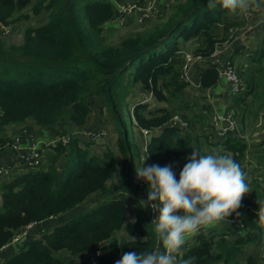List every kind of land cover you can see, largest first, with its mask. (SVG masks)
Returning a JSON list of instances; mask_svg holds the SVG:
<instances>
[{
	"label": "trees",
	"instance_id": "obj_1",
	"mask_svg": "<svg viewBox=\"0 0 264 264\" xmlns=\"http://www.w3.org/2000/svg\"><path fill=\"white\" fill-rule=\"evenodd\" d=\"M260 1L263 3L259 4ZM31 2L0 0V130L11 125L27 129L31 121L52 134L65 136L66 131H59L54 125L66 121L86 126L93 97L103 95L117 123L119 150L127 171L122 175L119 192L111 194L117 154L108 148L103 155H96L88 147H81L80 139L72 135L69 160L61 179L57 163L68 150L62 144L54 147L55 153L45 162L29 166L25 172L6 180L0 179V249L21 229L69 212L92 193L111 196L68 221L45 229L42 237L27 241L13 254H6L0 264H116L127 252H163L152 224L156 219L151 207L135 200L137 220L128 221L131 200L128 194L142 191L144 182L134 181L131 176L140 152L119 109L126 94L121 96L117 84L120 80L123 83L131 80L126 84L128 87L140 84L157 100L172 107L152 109L147 103H137L133 108L138 127L149 131L161 128L151 137L146 150L153 164L163 166L197 150L201 154L230 156L241 167L248 145L237 130H227L221 139L211 143V150L204 151L198 138L178 125H171L170 120L179 113L188 127L194 128L197 122L203 123L204 118L202 112L194 110L196 103H179L187 87V81L182 78L183 59L179 53L184 44L200 37L193 53L207 61L200 81L204 89H212L220 82L218 63L212 61V55L219 44L232 38L231 29L245 25V19L228 17L229 10L219 2L209 8L208 0H182L164 11L157 24L111 45L103 32L118 11L109 0H36L33 13L40 15L48 11L49 20L39 26H27L22 44L8 43L3 39L2 26L28 19L23 10ZM256 3L264 5V0H256ZM260 44V55L253 59L264 64V37ZM242 69L240 66L238 71L244 85L239 92L230 94L229 109L234 111L233 117L244 124L247 114L253 115L246 105L249 97L251 104L264 109V66ZM202 109L208 110L210 106L204 105ZM254 115L258 117L259 113ZM184 166L175 174L177 182ZM58 180V188H55ZM261 197V203L243 197L240 207L229 216L241 219L245 227L251 228L246 235L232 240L226 233H200L194 245L182 246L178 261L195 256V264H241L239 256L246 245L257 241L262 234L257 213L264 208V193ZM122 229L134 240L120 242L117 233ZM254 229L260 233L253 234ZM96 249L99 255L93 260L76 258ZM62 250L70 257L60 256ZM246 264H257V260L249 256Z\"/></svg>",
	"mask_w": 264,
	"mask_h": 264
},
{
	"label": "rangeland",
	"instance_id": "obj_2",
	"mask_svg": "<svg viewBox=\"0 0 264 264\" xmlns=\"http://www.w3.org/2000/svg\"><path fill=\"white\" fill-rule=\"evenodd\" d=\"M32 1L35 2V0H32ZM138 1L139 0H129L126 2H124V1L121 2V1L117 0V2L121 3V4H123V3L127 4V3L138 2ZM149 1L150 0H145L144 3L146 5H148ZM33 2L31 4H29L23 10V14L28 15L29 18L14 22V23H12L11 26L8 27L9 28L8 32H6L3 36L4 37L3 39L5 41H7L8 43H12L15 45L22 44L23 38H24V32H25V29L27 26H30V25L39 26V25L46 23L49 20V12L48 11H44L40 15H35L33 13V11H32ZM114 2H116V1L114 0ZM262 3L263 2L260 1L259 4H262ZM152 5L155 9V12L151 13V15L148 18H144L142 11L137 10L133 14L129 15L126 18V21L122 24L117 23L116 21L113 22L114 19H112L104 28L103 33L105 35L106 42L111 44V45H117L123 37H125L129 34H132V33L141 32V31L157 24L160 20V17L164 13V11H168L169 10L168 8L173 6V4H171V5L169 4L168 0H156L155 2L152 3ZM165 6H170V7H165ZM252 7H255L254 8L255 11H257L259 14L258 15L251 14L248 21L245 20V22H246L245 25L242 28L234 29V31L232 33L233 34L232 38L239 37V40L237 42L238 43V45H237L238 56H236L239 59V62L237 63L236 67H237V69H239V67L242 66L243 71H245L247 69L258 68L261 65L264 66V64L258 63L256 61H254V59H253V58H256L260 55V53H259V49H260V45H261L260 43L264 37V31H263L264 5H259V7H256L253 5ZM231 13H232V11H229L227 13L228 17L236 19V20H242L247 15V13H245L239 9L236 13H233V14H231ZM248 13H249V11H248ZM131 20H135L136 24H130ZM150 20H152V21H150ZM221 45H223V44H220L219 46H221ZM190 50H192V49H190ZM127 78H128V76H127ZM129 79H131L130 76H129ZM130 81L131 80H128L125 83H123V80H122V82L120 80L117 84L118 86H120V88L118 90H120L121 96L124 97V95L126 94L125 98L122 100V103H120L119 109L123 114L129 135L131 136L134 143L138 146V144L135 142V139H134L133 126H132L133 122L131 119V112H132L131 108L134 105V103H136V102L141 103L142 101H144L147 98V96L144 97L145 99L143 98L145 92H143L140 89L142 87L140 84L128 87L127 85L129 84ZM228 93H229V95L231 94L230 92H228ZM224 94H221V96L219 97V94L215 95L212 92L213 96L218 97V98L216 97V100H218V101L213 102L215 105L214 109L218 110L219 112L222 113V115H225V116L229 115V112H232V114L234 115V111H231L229 109V105L231 103V96H230V98H229V96L225 97ZM115 99L117 100V97H115ZM183 101H191V103H195V102L199 103V106L197 107L198 110H199L201 105H203L204 103H208L205 100V97L203 96V94H196L194 91H192V92H191V90L189 91V89H188V94L185 95V93H184V97L181 99V101L179 103H181ZM249 101L251 102V97L248 98V102L246 105H248L249 109L252 110L253 115L248 113L246 116V119L244 120V124L237 122L238 124L236 125V130H237L236 132H242L243 131L244 140L246 141V143L248 144V147H249L247 152H246V153H248L247 154V162H244V164H242L243 168L241 166V169H243V172L245 174H247V176L248 175L252 176L251 179L259 181L260 182L259 185L261 187H264V109L260 110L257 107L256 103L251 104ZM145 102H149V100H147ZM151 102L153 105L157 104L154 97H152ZM155 107L156 106H152V108H155ZM245 107L246 106H243V108H245ZM91 109L92 110H91V113L89 115L90 116L89 121L87 122V126L89 125V127H90L88 129H95V130L104 129V130L108 131L107 132L108 135L106 136L105 139H100L99 141L94 142L93 143L94 146L90 149V151L92 153L101 155L103 151H105L106 149L109 148V149L114 150V151H119V153L121 154V152L119 150V144H118L117 123H116L115 118L113 117V115L110 111L109 105H108L105 97L103 95L94 96ZM215 110H213L212 112L210 111L211 114H209L208 121L211 120V116L213 115V112L215 113ZM256 112L259 113L258 117H255L256 115H254V114H256ZM234 120L236 123V119H234ZM208 121H206L204 124V127L206 128V131L205 130L203 131L204 133H208L210 131ZM65 122L66 121L59 122L60 126L62 127L63 123H65ZM221 125L224 127L226 126L225 123H221ZM21 126L22 125H19V128ZM23 126H25V125H23ZM28 127L31 130L23 138H24L26 143H29V142L32 143L36 139V136H37L36 134H40L38 131V129H40V127L34 125V123L31 121L28 122ZM11 129H8V127H5V128L0 130V143L4 144V146L1 150V153L5 152L7 150V148L14 149L15 152H17V154H19V153L22 154L24 152H27L26 149H29L30 147H27V146L25 147L24 145H21L22 144V138H21V141L19 142V140H18V138H20L19 135L15 136L14 134H12L11 138H8L9 131ZM95 130H91V131H95ZM199 134H200V132H199ZM200 135H203V134H200ZM205 136H206L205 134H204V136H201L202 140H200V141H203L204 142L203 143L204 148L206 150H209V149H211V146H210V143L208 142V140L207 141L204 140ZM138 140H140V139L138 138ZM16 144H19L21 146L20 150H17L14 147V145H16ZM121 155H120V157H121ZM48 157H50V155ZM48 157H46V159L44 158V160H42L40 157L39 161L45 162L48 159ZM18 159L22 162V164L25 166V168L27 170L28 166H26V164L20 158V154H19ZM256 159L259 161H255ZM61 160H62V158H61ZM0 161L2 164L9 167V174L6 176H0L1 180H6L10 177V175H12L14 173V166L11 163H4L2 160H0ZM254 163H255V165L251 166ZM62 165H63V162L59 160L57 163V166H62ZM136 168L137 169L139 168V163H137V162H136L135 166L131 169L132 179L133 178L137 179V175L134 172ZM12 171H13V173H12ZM126 171H127V165H126L124 158H123V163L119 162L118 169L116 168V170H115V173L118 176V178H117L118 181L120 178L119 183H117L118 191L115 192L114 191L115 188L113 186L114 192H112L111 194H115V193L119 192V185H120V182L122 179V175L123 174L125 175ZM59 177L61 179L62 175H59ZM114 177H115V175H114ZM256 177H258V178H256ZM114 179L111 180L112 185L115 184L116 182H118V181L114 182ZM134 181H136V180H134ZM137 181H139V180H137ZM58 184H59V180L55 184V188H58ZM141 192L143 193V196H142V200H143L146 198L145 197V191L142 190ZM109 198H111L110 195H103L101 192L92 193L90 196H88V198L86 200H84L82 203H80L78 205V207H75L76 208L75 214L77 215L81 211H86L90 208H93L96 205H98L99 203L103 202L104 200H108ZM135 210H136V207L133 206L131 209V217L134 216ZM72 214H74V212L67 214V215L65 214L66 216L60 217L58 219H54V218H53V220L50 219L48 222H45L41 226L40 225L38 226L37 224H32L28 227L21 229L17 233L18 235H16V238L14 240H12L5 247L0 249V263L3 262V260L7 256L6 254H8V255L13 254L17 250L21 249L27 241L34 239V238L42 237V235L45 231L44 229L47 226H51L53 228V227L57 226L58 224L60 225L61 223L66 222V220H68L69 217H72ZM120 236H122V235H120ZM59 255L65 257L67 254L64 252L63 253L60 252ZM261 257H262L261 262H264V251H263V253H261Z\"/></svg>",
	"mask_w": 264,
	"mask_h": 264
},
{
	"label": "clouds",
	"instance_id": "obj_3",
	"mask_svg": "<svg viewBox=\"0 0 264 264\" xmlns=\"http://www.w3.org/2000/svg\"><path fill=\"white\" fill-rule=\"evenodd\" d=\"M218 2L232 12L247 13L253 5L259 7L256 0H208V7L214 8ZM136 174L149 185L147 201L142 202L153 210L157 207L153 201L159 199L163 205L152 224L164 251L127 252L116 264H195V256L178 261L186 238L225 220L250 192L240 165L232 157L216 153L193 150L178 182L170 165L141 166ZM258 224L264 232V208L258 211Z\"/></svg>",
	"mask_w": 264,
	"mask_h": 264
},
{
	"label": "crops",
	"instance_id": "obj_4",
	"mask_svg": "<svg viewBox=\"0 0 264 264\" xmlns=\"http://www.w3.org/2000/svg\"><path fill=\"white\" fill-rule=\"evenodd\" d=\"M109 1L111 2L112 0H109ZM123 1L126 2V1H129V0H123ZM139 1H141V0H139ZM35 2H36V0H35ZM35 2H33V5H34ZM254 8L255 7H251L249 9V13L247 12L246 17L244 18L245 20L248 21V19L251 16V14H255V15L259 14L257 11H255ZM237 11L238 10H236L235 12H232L231 14L236 13ZM150 21H152V20H150ZM130 24H136V21L135 20H131ZM231 39L227 43H223V45H221V46H219L220 44L218 45V48H220V50H221L220 55H219V59L222 62H229L231 65L236 67L237 63L239 62V59L236 57V56H238V51H237L238 43L237 42L239 40V37H236V38L234 37V38H231ZM199 42H200V37L192 39V40H190V41H188L187 43L184 44V48L183 49L187 50V51H190V52H193L199 46ZM190 49H192V50H190ZM206 64H207L206 60L197 61L194 64L192 72H191L192 82H188L187 83V87L185 89V95L188 94V89H189V91L190 90H191V92L194 91L196 94H203V96L205 97V100L208 102V103H204L203 105H201L199 110L197 109V107L199 106V103L195 102L196 106H195L194 110L196 112H202V116H204V118H203V123L204 124L209 119V114H211L210 111L212 112L213 110H215L214 109L215 105H214L213 102L214 101H218V100H216L217 96L216 97L213 96L212 92L215 95L219 94V97L221 96V94H224V93H225L224 94L225 97L229 96V98H230V96H231L228 93V90H227L228 89V83H227V81L225 79H220L219 84L217 86H215L214 88H212V89H204L202 87L201 81H200V73H201V70L206 66ZM140 89L143 92H145L143 98L147 96V98L146 99L144 98L145 100L143 99L144 101H142L141 103L149 104L150 108H152V106H156L155 108L164 107V106L172 108L168 103L161 102V101L157 100L151 92H149L147 90H144L142 87ZM152 97L155 98V101L157 103L156 105L152 104V102H151ZM147 100H149L150 103L149 102H145ZM231 100H232V98H231ZM136 104H137V102L134 103V105L131 108V111H132L131 112V119H132V122H133L132 126H133L134 139H135V142L138 144V148H139V152H140V160L136 161L137 163H139V168H140L141 166L147 167L149 165H154L149 160V158L146 156V150H147V146L149 144V141H150L151 137L153 135L157 134L161 130V128L149 131V130H144V129L138 127L136 125V121H135L134 116H133V108L135 107ZM204 105L205 106L206 105L210 106V109L203 110L202 107ZM155 108H152V109H155ZM214 115H215V113L213 112V115L211 116V120L208 121V125L210 127V131L208 133H204L203 132L204 130L206 131V128L204 127L203 123H201V122H197L195 124L194 128L188 127L187 121H184L182 119V116L179 113H176V114L173 115L172 119L170 120V124L171 125H178L184 130V132H187V133L191 134L193 137L198 138V140H199L198 143L201 145V147L204 149V151H209V150H211L213 148L211 143L216 142L219 139H221V137H223V136L220 135V129L216 128ZM89 117H88V121H89ZM237 122L240 123L238 120H236V125L238 124ZM201 125L203 126V128H201ZM54 127H56V129H58L59 131H62L64 129L66 131V135L65 136L71 137L72 135H77V137L80 139V143H79L80 146L84 147V148L88 147L89 149H91L94 146L93 145L94 142H97L100 139H105L106 136L108 135V133H107L108 131H106L104 129H98V130L88 129L90 127H89V125L87 126V124L84 127H79V126H76L75 124H73L71 122H65V123H63L62 127L60 126L59 123H56L54 125ZM20 128H19V125L8 126V129H11L9 131L8 138H11L12 134H14L15 136L19 135L22 138V144L21 145H24L25 147L26 146L27 147H31L32 145H36L37 149H39L37 151L40 154V157H41L42 160H44V158L46 159V157H48L49 155L54 154L55 151H54L53 143L58 141V139L60 138V135L52 134L48 129L40 128V129H38L40 134H36L37 135L36 139L32 143H30V142L26 143L23 137L26 136L31 129H29V127L27 129L26 128H22V127H20ZM91 130H95V131H91ZM235 131H236V128H235ZM199 132H200V134H203V135H200ZM239 133H240L241 137L244 138L243 131L239 132ZM204 134L206 135L204 137L205 138L204 140H206V141L208 140V142L210 143V146H211V149H209V150H206L204 148V145H203L204 142L200 141V140H202L201 136H204ZM207 136L209 138H207ZM138 138L140 140H138ZM194 145H195V147H197L196 143ZM65 148H67L68 150H66L59 158V160L63 162V165L62 166H57L58 167V172H59L60 175L63 174L65 165H66V163L69 160V145L65 146ZM247 150H246V152H247ZM114 152L117 154V163H116V167H115V170H116V168L118 169L119 162L123 163V158H122L123 156L119 153V151H114ZM103 153H104V151L102 152L101 155H103ZM191 154L192 153H190L188 156H185L183 158H174V159H172L171 161H169L167 164H165L163 166H169L170 165L171 166V170L173 171L174 174H176L178 172V170L183 165H186L188 163V158L191 156ZM247 154L248 153H246V158H245L244 162H247ZM96 155H100V154H96ZM120 155H121V157H120ZM18 158H19V154H17V152H15V150L12 149V148H7V150L5 152L1 153V155H0V160H2L4 163H11L14 166V173L12 171V173H13L12 175H19V174H21V173L26 171L25 166L22 164V162ZM61 158H62V160H61ZM255 161H259V160L256 159ZM254 165H255V163L252 164L251 166H254ZM163 166H161V167H163ZM242 168H243V166H242ZM242 171H243V169H242ZM134 172L136 173V169H135ZM12 175H10V176H12ZM245 176H247V174H245ZM251 177L252 176H250V175L247 176L246 183H248V185L250 187V192L247 193L246 195H244V197L248 198V199L255 200L258 203H261L263 201L261 196L264 193V187H261L259 185L260 182L257 181V180L251 179ZM114 178H115L114 182L118 181V179H117L118 176L116 175V173H115V177ZM256 178H258V177H256ZM133 179L136 180V181L139 180L138 182H140V181L144 182L143 191H145V197L147 198L148 188H149V185L147 184V182H145L142 179H136V178H133ZM119 181H120V178H119ZM119 181L116 182L115 184H113V186L115 188V190H114L115 192L118 191L117 183H119ZM128 196L131 198L130 203H129V207H128V221L135 222L137 220V211H138V207H137V204H136L135 200H139V201L142 202V201H145L146 198L142 200L143 193L141 191H140V193H137V194H128ZM152 203H154L157 206L156 209L154 210L155 213H156V216H157V215L160 214V209L162 208L161 207V202L159 201V199H157L156 201H153ZM0 204H1V194H0ZM133 206L136 207V210L134 212V216L131 217V209H132ZM75 209L76 208L70 210L67 213L60 214L59 216H56V218L52 217L50 219H52V220H53V218L54 219H58L60 217H64L67 214H70V213L74 212V214H72V217H73V216L76 215L75 214L76 213ZM148 215H150V214H148ZM70 218L71 217H69V219ZM50 219H48L46 221L38 222V223H35V224H37L38 226L39 225L41 226L45 222H48ZM68 220H66V221H68ZM257 223H258V213H257ZM50 227L51 226H47L45 229L50 228ZM249 231H251V228L245 227L243 225V223H241V219H238V218L237 219H231V218L227 217L225 220H223V221H221V222H219V223H217L215 225L206 226V227L201 228L196 234L186 238V242L185 243H189L190 245H194L197 242V236L200 233H209V234L214 233V234H217V235L219 233H226V235H227L226 237H228V238L233 240V239H235V238H237L239 236L246 235ZM252 233L254 234V233H260V232H259L258 229H254V230H252ZM117 235H118V238H119L120 242H122V243L127 241V240L132 239L131 235L126 231V229H122L120 232L117 233ZM120 235H122V236H120ZM97 250L98 249L89 251V252L84 253V254H80L76 258L78 260H85V259L93 260L96 257L95 253H96ZM263 251H264V232H262V234L260 236H258V240L257 241H252V242H250V243H248L246 245V247L244 249V252L242 254H240V256H239L240 263L241 264H246L248 257L249 256H253L257 260V264H264V262H261V258H262L261 257V253H263ZM61 252L62 253L64 252V253L67 254L65 257H70L69 253L66 250H62Z\"/></svg>",
	"mask_w": 264,
	"mask_h": 264
},
{
	"label": "built area",
	"instance_id": "obj_5",
	"mask_svg": "<svg viewBox=\"0 0 264 264\" xmlns=\"http://www.w3.org/2000/svg\"><path fill=\"white\" fill-rule=\"evenodd\" d=\"M116 2H114V0H112L111 2L114 3L116 5L117 8V15L115 16L113 22H117V23H124L126 21V18L133 14L135 11L137 10H141L144 18H148L151 13L155 12V9L152 5L153 2H155L156 0H150L149 4L146 5L144 2L138 1V2H132V3H118L117 0H115ZM169 4H173V6L177 3L180 2V0H168ZM172 6V7H173ZM165 7H170V6H165ZM172 7L168 8L171 9ZM9 26H2V29L4 31V34L6 32H8V28ZM234 29H231L230 32L233 33ZM228 41L224 42L227 43ZM220 48H216L215 52L212 55V60L214 62L218 63V70H219V75H220V79H225L228 83V92H230L231 94L233 93H237L240 91V89L243 87L244 85V79L241 76V74L239 73L238 69L231 65L229 62H222L219 59V55H220ZM182 56L183 59V66H182V78L188 82H192V76H191V72L193 69V65L197 62V61H201L203 60V57L201 55H197L195 56L193 52L187 51V50H181L179 52ZM228 113V112H227ZM235 118L233 117L232 112H229V115L225 116L222 115L221 112H219L218 110H215V115H214V120L216 123V128L220 129V135L224 136V134L226 133L227 130H235L236 128V123H235ZM221 123H225L226 126H222ZM19 142L21 141V137L18 138ZM70 143V137L69 136H60V138L58 139V141H56L55 143H53L54 147L57 146L58 144H62L64 146H67ZM20 144V143H19ZM19 144L14 145V147L17 150H20L21 146ZM4 144L0 143V155H1V150L3 148ZM27 152L24 153H19L20 154V158L23 160V162L26 164V166H32L35 165L41 161L40 160V154L38 153V149L36 145H32L29 149H26ZM30 150V151H29ZM9 174V167L2 164L0 161V176H6ZM154 217H156L155 219H158L159 215L156 216L155 211H153ZM35 224V223H33ZM32 225V224H31ZM30 226V225H29ZM28 227V226H27ZM18 235V234H17ZM16 238V236L14 237V239ZM13 239V240H14ZM5 247V246H4ZM99 255V250L96 251L95 256Z\"/></svg>",
	"mask_w": 264,
	"mask_h": 264
}]
</instances>
